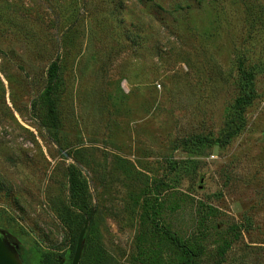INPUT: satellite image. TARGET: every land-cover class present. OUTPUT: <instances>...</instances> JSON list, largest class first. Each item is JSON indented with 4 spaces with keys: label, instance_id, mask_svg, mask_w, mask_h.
Masks as SVG:
<instances>
[{
    "label": "rangeland",
    "instance_id": "obj_1",
    "mask_svg": "<svg viewBox=\"0 0 264 264\" xmlns=\"http://www.w3.org/2000/svg\"><path fill=\"white\" fill-rule=\"evenodd\" d=\"M87 220L79 264H264V0H0V234L71 264Z\"/></svg>",
    "mask_w": 264,
    "mask_h": 264
},
{
    "label": "trees",
    "instance_id": "obj_2",
    "mask_svg": "<svg viewBox=\"0 0 264 264\" xmlns=\"http://www.w3.org/2000/svg\"><path fill=\"white\" fill-rule=\"evenodd\" d=\"M252 68L248 70L240 71L241 76L239 77V85H240V95L235 101V105L232 111L233 116L232 120L229 121L226 126V131L223 134V138H221L220 142L223 145L230 143V141L236 137L240 131L245 126V111L246 109L253 104L256 99V90H255V74ZM59 74V63L58 60L53 62L48 70V86L46 91L47 104L49 106V113L51 118H55V107L56 103L54 98V90L58 86L57 78ZM69 191H70V200L77 204L79 208H83L84 204H87L88 200V192L85 181L81 178L79 173L75 171V168H72L69 176ZM71 208L69 207L70 211ZM168 237L172 240V242L182 250L183 260L181 264H193L194 258H196V253L191 249L186 248V246L182 243V241L174 236L171 233H168ZM78 240V239H77ZM77 243V242H76ZM15 245V249L19 254V246ZM76 249V247H75ZM75 250L73 248L72 254L74 256ZM34 264H58L56 258L49 254L41 253L40 258L34 260Z\"/></svg>",
    "mask_w": 264,
    "mask_h": 264
},
{
    "label": "water",
    "instance_id": "obj_3",
    "mask_svg": "<svg viewBox=\"0 0 264 264\" xmlns=\"http://www.w3.org/2000/svg\"><path fill=\"white\" fill-rule=\"evenodd\" d=\"M89 220L86 221L82 231L79 234L75 253L71 264H79L82 249L84 246V236L88 227ZM15 243H9L1 234H0V264H19L16 260L18 256L17 250L15 249ZM58 264H62L61 261H58Z\"/></svg>",
    "mask_w": 264,
    "mask_h": 264
}]
</instances>
